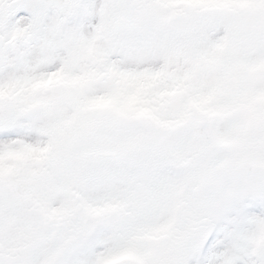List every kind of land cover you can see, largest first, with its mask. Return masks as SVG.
Listing matches in <instances>:
<instances>
[{
	"label": "snow or ice",
	"instance_id": "6c2138e0",
	"mask_svg": "<svg viewBox=\"0 0 264 264\" xmlns=\"http://www.w3.org/2000/svg\"><path fill=\"white\" fill-rule=\"evenodd\" d=\"M0 264H264V0H0Z\"/></svg>",
	"mask_w": 264,
	"mask_h": 264
}]
</instances>
